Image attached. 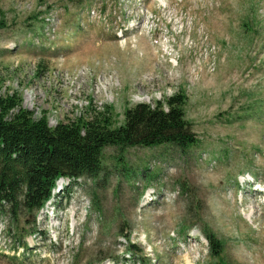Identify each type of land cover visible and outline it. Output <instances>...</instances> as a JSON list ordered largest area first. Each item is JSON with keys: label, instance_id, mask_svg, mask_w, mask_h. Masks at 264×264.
Masks as SVG:
<instances>
[{"label": "rangeland", "instance_id": "obj_1", "mask_svg": "<svg viewBox=\"0 0 264 264\" xmlns=\"http://www.w3.org/2000/svg\"><path fill=\"white\" fill-rule=\"evenodd\" d=\"M12 93L50 127L108 110L112 128L182 93L195 142L105 146L35 215L3 205L0 264H264V0H0Z\"/></svg>", "mask_w": 264, "mask_h": 264}, {"label": "trees", "instance_id": "obj_2", "mask_svg": "<svg viewBox=\"0 0 264 264\" xmlns=\"http://www.w3.org/2000/svg\"><path fill=\"white\" fill-rule=\"evenodd\" d=\"M184 106V94H174L154 106L138 103L127 108L124 122L116 128L111 127L108 110L90 120L77 118L50 127L45 114L34 118L32 111L22 108L16 93L0 94V209L7 205L12 219L21 211L35 215L60 177L96 178L105 146L194 143ZM206 238L211 256L218 258L224 251L222 243L208 232ZM135 250L137 246L129 244V254Z\"/></svg>", "mask_w": 264, "mask_h": 264}]
</instances>
